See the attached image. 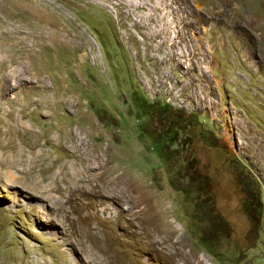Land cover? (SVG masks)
Instances as JSON below:
<instances>
[{"label":"rangeland","instance_id":"1","mask_svg":"<svg viewBox=\"0 0 264 264\" xmlns=\"http://www.w3.org/2000/svg\"><path fill=\"white\" fill-rule=\"evenodd\" d=\"M0 264H264V0H0Z\"/></svg>","mask_w":264,"mask_h":264},{"label":"bare ground","instance_id":"2","mask_svg":"<svg viewBox=\"0 0 264 264\" xmlns=\"http://www.w3.org/2000/svg\"><path fill=\"white\" fill-rule=\"evenodd\" d=\"M13 80H14V78L9 74V76H8V83H9V87L11 89L13 88V84H12V81ZM19 126H21V124H19ZM76 133H75V135L74 134H71L72 137H75L76 138V142H75L76 144L73 143V142H71V145L70 146H72L73 149H75L76 151H80V154L79 155L81 156V158H84L85 163H82L83 165L81 164L82 165V170H83L84 174L82 175L80 173V171H77L78 170L77 169V166L74 167V170L73 171H74L75 176H79L80 177L78 179V182L79 183H82L84 185H85V183L87 184V187L89 188V190L87 188V190H88L87 191V190H85L86 188L83 187L84 193H87L88 192L89 194L94 195L96 198H99V203L106 204V206L108 204H110V203H115V201H121V199H123L122 201L124 202V198L126 197V195L132 194L130 192L131 189L129 190L125 186V176L124 175H117V176H114V177L113 176H110L108 178V172L105 169V165L103 163L102 156H100V153L99 154H93V153L91 154V153H87V152L86 153L85 152H82L78 148V147H82L83 146V140H82V138L80 136L81 133L80 134L79 133L76 134ZM36 158L37 157H35L33 159H36ZM100 171H102V172L100 174H98V172H100ZM103 180H107V181L104 182ZM94 182H96L97 184L95 183L96 184L95 185ZM127 183H128V181H127ZM127 183H126V185H127ZM110 188H112V189H110ZM119 189H121V191H122V195L121 196L118 195V190ZM132 190L134 191V189H132ZM126 203H128V202H126Z\"/></svg>","mask_w":264,"mask_h":264},{"label":"trees","instance_id":"3","mask_svg":"<svg viewBox=\"0 0 264 264\" xmlns=\"http://www.w3.org/2000/svg\"><path fill=\"white\" fill-rule=\"evenodd\" d=\"M250 198L252 200L254 198V196L251 194V197ZM250 207H251V205L248 206V209L249 210L247 211V213H248V215H250V218H253V217L255 218V215H254V213L252 212V209H251L252 207L251 208Z\"/></svg>","mask_w":264,"mask_h":264}]
</instances>
